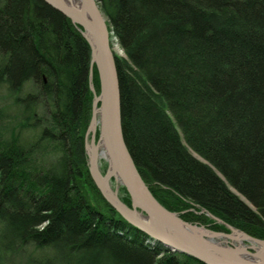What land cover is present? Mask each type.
Returning a JSON list of instances; mask_svg holds the SVG:
<instances>
[{"label": "trees", "instance_id": "16d2710c", "mask_svg": "<svg viewBox=\"0 0 264 264\" xmlns=\"http://www.w3.org/2000/svg\"><path fill=\"white\" fill-rule=\"evenodd\" d=\"M97 1L126 54L114 53L122 131L152 194L186 221L228 231L183 212L192 201L264 239V0ZM89 66L60 11L0 0V264H203L148 244L92 181ZM92 82L99 93L95 65Z\"/></svg>", "mask_w": 264, "mask_h": 264}, {"label": "water", "instance_id": "95a60500", "mask_svg": "<svg viewBox=\"0 0 264 264\" xmlns=\"http://www.w3.org/2000/svg\"><path fill=\"white\" fill-rule=\"evenodd\" d=\"M43 1L68 17L90 47L88 82L94 97L84 147L89 174L106 202L124 220L172 252L194 257L203 264H264V239L232 227L210 213L208 216L224 224L228 232H217L198 222L186 221L179 213L164 207L149 190L124 139L118 72L106 17L98 1ZM93 65L99 78L98 94L92 83ZM103 153L107 161L105 173L99 166ZM120 186L126 189L130 206L119 196Z\"/></svg>", "mask_w": 264, "mask_h": 264}, {"label": "rangeland", "instance_id": "374dc122", "mask_svg": "<svg viewBox=\"0 0 264 264\" xmlns=\"http://www.w3.org/2000/svg\"><path fill=\"white\" fill-rule=\"evenodd\" d=\"M109 40H110V45H111V47H112V51H113V54L114 53H116L120 58H124V59H126V54H125V52H124V50H123V48L120 46V44L118 43V40H117V38L116 37H114V36H110V33H109ZM93 83V82H92ZM91 90V89H90ZM94 90H95V88H94ZM5 88H3V87H1L0 86V98H1V96L3 95V97H4V94H5ZM27 91V89H23V91H22V93H24V92H26ZM91 92H92V94H93V96H92V99H91V102H90V105H91V109H90V105H89V111H88V118H87V120H86V123H85V125H84V127H83V129H82V131H83V140H85V134H86V131H87V128H88V125H89V122H90V118H91V113H92V101H93V97H94V92L91 90ZM95 94H98L96 91H95ZM6 101V100H5ZM4 100H2L1 101V99H0V103L1 102H5ZM90 110H91V112H90ZM189 129H191L192 130V127H190ZM180 133H181V130H180ZM181 135H183V134H181ZM97 138V137H96ZM90 139V135L88 136V140ZM185 142V141H184ZM189 150L196 156V158H198L199 160H201V161H204V162H206L205 161V159L202 157V156H200V155H198V154H196L195 152H193L190 148H189ZM86 166H87V170L89 171V169H88V165H87V163H86ZM99 166H101V172L102 173H105V171H106V168H107V161H106V159L105 158H101L100 160H99ZM83 171L85 172V169H83ZM84 172H82V173H84ZM89 173V172H88ZM90 175V174H89ZM91 177V176H90ZM92 179V178H91ZM93 181V180H92ZM114 180H113V185L112 186H114ZM165 189H167V188H165ZM156 193H157V195L161 198V199H164L165 198V196H166V194L168 195V193L165 191V190H163V189H161V190H158V189H156ZM90 194V195H89ZM88 194V196H89V198H90V200L95 204V205H97V201H96V198H95V194L90 190V193ZM121 195V193H120V188H119V196ZM122 195H123V193H122ZM242 199L248 204V205H250V203L245 199V198H243L242 197ZM172 202V201H171ZM100 203H102V205H103V202H100ZM173 203V202H172ZM251 206V205H250ZM192 207V205H190L189 207H185L186 209H183V212L184 211H188V209L189 208H191ZM100 208V207H99ZM175 212V211H174ZM179 212H181V211H179ZM179 212H177V213H179ZM211 218V217H210ZM222 220V219H221ZM216 221V220H215ZM217 222V221H216ZM200 223L201 224H204V225H210L211 227H214V226H212V224L210 223V221H208V220H204V221H200ZM218 223H220V222H218ZM220 224H222V223H220ZM223 225V224H222ZM217 227V226H216ZM219 228V227H218ZM217 228V230H220V229H218ZM221 228V227H220ZM228 230V229H227ZM226 232V231H225ZM228 232V231H227ZM21 255H25V253H23V254H21Z\"/></svg>", "mask_w": 264, "mask_h": 264}, {"label": "bare ground", "instance_id": "6f19581e", "mask_svg": "<svg viewBox=\"0 0 264 264\" xmlns=\"http://www.w3.org/2000/svg\"><path fill=\"white\" fill-rule=\"evenodd\" d=\"M110 33V32H109ZM92 76H93V74H92ZM120 100H121V98H120ZM96 134H98L99 135V125H97L96 126ZM97 138H98V136H97ZM96 138V139H97ZM84 142H85V140H84ZM85 152H86V150H85ZM106 156L104 153L102 154V157H104V156ZM86 157H87V159H88V156H87V153H86ZM87 159H86V163H87ZM134 160V159H133ZM135 163V162H134ZM137 168V167H136ZM100 170H101V166H100ZM138 170V169H137ZM140 173V172H139ZM141 175V174H140ZM142 177V176H141ZM111 184L113 185V179H111ZM96 186V185H95ZM121 187V186H120ZM150 190V189H149ZM152 193V192H151ZM128 194V193H127ZM102 196V195H101ZM155 197V196H154ZM156 198V197H155ZM190 204L192 205V207L191 208H189L188 210H191V211H193V212H195L197 215H202V214H206V215H208L209 213L211 214V215H213V216H215V217H217L215 214H213V213H211L210 211H208V210H206L205 208H203V207H200V205L199 204H197V203H194V202H190ZM210 217V216H209ZM213 219V218H212ZM214 220V219H213ZM199 223V222H198ZM199 224H201V223H199ZM202 225H204V224H202ZM229 225H231V224H229ZM206 228H208V229H211V230H214V231H217V232H225V231H223V230H216V229H212L211 227H209V225L207 224V225H204ZM232 227H235V226H233V225H231ZM224 227H226L225 225H224ZM235 228H237V227H235ZM239 229V228H238ZM241 230V229H240ZM246 233V232H245ZM221 240H228V239H223V238H220ZM229 241H233L234 242V240H229ZM155 242H157V243H159L160 244V242H158V241H156V240H154L153 238H150L149 240H147V243L148 244H150V245H153ZM166 250H168V251H170L169 249H167L165 246H163ZM174 253H178V254H181V253H179V252H174ZM185 256H188V255H186V254H184ZM189 257H191V256H189ZM192 258H194V257H192ZM194 259H196V258H194ZM196 260H198V259H196Z\"/></svg>", "mask_w": 264, "mask_h": 264}]
</instances>
